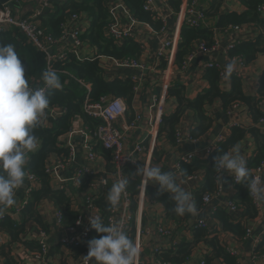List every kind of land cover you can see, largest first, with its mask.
I'll use <instances>...</instances> for the list:
<instances>
[{
	"label": "built area",
	"instance_id": "1",
	"mask_svg": "<svg viewBox=\"0 0 264 264\" xmlns=\"http://www.w3.org/2000/svg\"><path fill=\"white\" fill-rule=\"evenodd\" d=\"M32 1L36 3V8L33 9L28 17L18 14V9L21 7L16 5L19 3L16 0L10 2L12 6H9V4L1 5L0 34L9 30H17L32 47L45 56V71L51 69L57 73L65 74L63 71L54 69L53 64L65 61L69 57H73L79 62L93 61L89 57L82 59V56H80L83 45L90 44L82 39L84 24L86 23V26L89 24L87 18L83 15L72 14L66 22L60 25V34L55 38L36 22V19L50 8V0ZM172 1L179 0H160L165 9L168 10ZM106 9L108 24L105 33L116 45H122L126 41H133L139 46L140 50H143L142 38L145 35H151L157 39V49L148 65L136 57L115 59L101 55L99 58L109 60L111 67L116 70L129 69L135 71V74L130 78L133 84L134 96L138 87L148 82L149 77L151 78L153 74L161 75L160 81L162 84L158 88L159 91L157 93L153 92L148 98L146 109L144 108L140 112L133 110L131 115V107L127 106L122 98L103 95L93 100L89 97L91 87L83 81H77L85 89L81 113L100 123L90 127L89 124L84 123L81 116L72 117L70 129L57 139L58 144L66 151V154L58 153L54 159H45L43 169L44 175L49 180L50 187L63 191L69 199L70 212L75 215V218L67 225L61 211L55 207L53 213L49 216L50 226L47 229L34 230V227H26L27 232L24 238L33 240L38 244L37 251L28 253L27 256H30L28 264H47L48 253L51 249L55 251L56 248H59V251L61 249L65 250L69 254V264H85L83 258L88 253V242L94 237L98 238V234L90 227L89 216H99L105 224L119 223L127 235L140 247L138 264H205L206 260L204 258H201L199 263L191 259V250L184 262L177 263L163 258L164 254L175 250L183 243L180 237H177V228L171 226L172 221L157 219L148 224L146 223L143 227L132 228L135 223L139 222L140 224L143 221L146 210L153 212L154 200L150 201L149 204L151 206L144 207L147 184L140 176L130 177L124 170L129 166L134 167V174L138 166H150L151 155L145 147V142L143 143V138H136V140L130 142L128 135L130 133H139L144 134L145 138L153 139L158 134L165 114L167 92L172 85V78L175 76V72L170 71V67L173 65L175 53L180 43L177 29L180 27L210 29L206 21V8L200 0H188L183 7L180 6L176 20V31L172 38L168 37V31H170L168 21L170 18L167 15L160 14L159 10L154 6V0H143L142 9L152 14L154 20L159 22L157 29L153 28L149 23L138 21L118 0H106ZM256 11L260 16L264 17V2L257 6ZM248 27L229 25L220 30L212 29V44L209 45L203 40H196L180 63L177 72L181 74L186 72L191 61L196 57H203L205 59L203 68L206 71L215 69L219 72V77L223 78L225 71L222 65L215 60L216 56L221 54L227 58L228 63H235L236 65L231 77L238 80L241 79L247 63L241 56H232L230 54L239 41L231 42L221 47V41L218 40V37L220 34L234 36ZM162 64H166L164 69L161 67ZM103 68L104 66L100 69L103 71ZM31 85L33 84L29 86ZM30 88L34 89L33 86ZM35 89H40L44 92L47 90L44 82L37 85ZM234 106H237V104H233L231 107L233 108ZM45 112L48 119H55L62 115L64 111L47 108ZM235 126L236 124L234 123L232 127ZM256 126L264 133V119H260ZM173 138L177 145L183 141H186V143L198 141L190 135L189 131L182 133L179 129L174 131ZM221 141V138L214 140L203 150L202 155L207 156L216 143ZM96 147L106 153V157L104 155L103 157L110 165L109 172L103 171L102 173L97 170V162L100 156L95 151ZM196 157H198L197 153L182 155L176 162V170L180 173V164L191 163ZM80 158L82 160L79 161ZM263 169L264 158L259 166L254 169L252 177L260 178ZM25 171L26 186L22 198H18L16 205L9 208V211L0 213V220L5 216L12 218L18 215L21 221V210L28 205L32 192L37 190V186L40 184L39 178L29 171L27 164L25 165ZM215 172V179L219 183L220 174L216 170ZM192 177L190 175L187 179L191 180ZM123 178L138 182L136 193L131 195L127 185L118 207H113L109 210L108 192L115 182ZM235 184L237 182L232 177V186L234 187ZM220 191L221 189L218 185L213 193H204L201 196L198 210L199 216L183 226L187 232L194 234L196 230H204L206 238L218 234L222 231V227L214 217L218 209L225 212L234 223L241 221V210L235 202L227 200L217 205L212 204V200L219 196ZM79 193L82 194L78 196ZM249 196L252 205L258 208L259 201L251 193H249ZM78 198L81 200L78 201ZM104 209H108L106 214ZM31 229L33 231L30 233ZM55 231H60L61 236L52 243L51 233ZM263 235H254L252 229L248 227L240 240L249 241L251 250L256 255ZM213 238L216 239V237L211 239ZM144 241L147 242L149 256L143 258L142 243ZM222 246L228 255L238 259L239 253L237 251L231 250L227 245ZM63 260V257L59 259V261ZM63 264L65 263L63 262ZM88 264H92V262L89 261ZM209 264L215 263L210 262ZM218 264L223 263L220 261Z\"/></svg>",
	"mask_w": 264,
	"mask_h": 264
},
{
	"label": "trees",
	"instance_id": "2",
	"mask_svg": "<svg viewBox=\"0 0 264 264\" xmlns=\"http://www.w3.org/2000/svg\"><path fill=\"white\" fill-rule=\"evenodd\" d=\"M16 1L24 2L26 0ZM118 1L122 3L138 21L149 23L155 29L159 27V22L154 20L152 14L143 11V0ZM221 1L222 0H210V8H206L205 10L206 16L217 14ZM242 2L247 7V11L242 14L232 12L218 15L216 29L220 30L229 25L254 27L259 30L260 41H262V39H264V17L257 13L256 8L263 3L264 0H242ZM174 6L176 7V3ZM72 14L83 15L89 20L90 25L82 36V39L94 46L99 55L115 59L139 56V46L133 41H126L122 45H116L111 38L107 37L105 33L108 24L106 0H50V8L40 15L36 19V22L40 24L41 28L56 38L60 34V25L66 22ZM180 36L181 43L176 52L177 62H180L187 51L190 50V45L193 41L203 40L209 45L212 44L213 31L208 28L192 29L183 27ZM9 43L15 46L20 59L27 68L26 78L28 84L32 79L40 77L46 67L45 56L32 47L17 30H9L0 34V44ZM259 46L260 45H256V43L252 42H239L234 46L230 54L232 56H241L245 63L248 64L254 59L256 53L259 52ZM53 68L63 71L65 74L57 73L62 85L61 89L46 90L45 94L50 101L48 108L61 109L64 112L61 116L49 121L51 127L47 128L39 123L32 129L33 134L38 138L37 142L40 143V147L35 153L31 154L27 162V168L39 178L41 186L39 189L32 192L28 205L21 210L22 219L20 222L17 223L8 216L0 220V233H4L9 237V244H21L27 253L37 251L38 244L33 240L24 238L26 224L33 223L42 228L46 226L36 210L37 204L41 200L50 199L56 208L61 211L67 225L75 218V215L70 212L69 199L63 191H58L50 187L49 180L47 176L44 175L43 169L45 159L49 154H66V151L58 144L57 139L68 130L70 119L73 116L80 115L90 127H94L100 123L91 120L81 113L85 89L81 87L77 81H83L91 87L89 97L93 100L103 95H111L122 98L127 106H130L132 99L133 84L131 81H122L118 79L111 82L105 81L96 60L79 62L73 57H69L65 61L54 63ZM207 71L205 77L209 83V88L193 100H188L184 97L183 88L181 86H174L168 89L167 94L176 101L177 108L175 113L169 117H163L160 126L161 133L163 132V127V130L167 133L166 135L174 141L175 125L180 120L183 112L190 111L194 114L196 121V126L190 131L191 136L193 138H199L206 134L211 129V119L206 115L205 108L217 99L221 102L225 110L233 104L244 103L247 105L255 126L248 129L236 126L231 127L230 136L216 143L213 150L203 159L195 158L191 163L180 164L183 177H187L201 169L206 172L204 185L199 194H196L195 200L198 204L201 203V196L204 193H213L217 188L213 157L219 153L230 151L247 133L253 136L256 143L255 150L245 159L247 167L251 171V175H253L254 169L259 166L264 158V133L256 126V123L260 119H264V112L259 110L254 99L244 96L238 79L233 77L231 92L224 93L219 89L218 85L220 80L219 72L215 69H209ZM263 90L264 74L260 80V91L262 92ZM183 170H186L188 175H184ZM124 171L131 177L134 172V167H126ZM128 180V189L131 192L130 194L134 195L138 182L129 178ZM157 192L158 186L156 188L151 186L146 187V194L164 207L167 217L176 218V214L172 211L175 202L170 198V195L167 193L157 195ZM231 201L236 203L246 217L253 218L256 215V208L252 205L249 191L243 183L234 185V196ZM104 212L106 214L108 209H104ZM214 217L218 223L221 222L220 225L223 230L233 233L237 239L243 237L244 228L239 223H234L225 212L219 211L218 209ZM194 234V242H196L198 238L205 237L206 232L204 230H196ZM214 239L215 238L211 239L209 243L213 249V258L219 259L223 264H237L236 259L228 255L224 251L222 244ZM194 242L190 244H181L175 250H171L164 254L163 258L170 259V261L177 263L184 262ZM262 246H264V235L256 251V257L259 256V251L262 253ZM4 260L5 264H24L22 261L19 262L11 259L8 254L4 255ZM210 262L211 258H207L205 264H209Z\"/></svg>",
	"mask_w": 264,
	"mask_h": 264
},
{
	"label": "crops",
	"instance_id": "3",
	"mask_svg": "<svg viewBox=\"0 0 264 264\" xmlns=\"http://www.w3.org/2000/svg\"><path fill=\"white\" fill-rule=\"evenodd\" d=\"M187 1L188 0H179V1H174V2L172 1L173 3L170 2L169 4L170 9L168 10V9H165V7L162 5L160 0H154V6L159 10L160 14L167 15L170 18L168 21V24L170 26V31H168L169 38H172L176 31V20H177V14H178L179 7L180 6L183 7ZM200 2L203 4L205 8H210V4H211L210 0H200ZM175 3H176V7L174 6ZM16 5H19L18 7H21L20 9H18V14L21 16L23 15L24 17L30 16L33 9L36 8V3L32 0H26L24 2H19ZM245 11H247V7L243 4L242 0H222L219 6V12H217V14L207 16V20H206L207 26L210 29H216L218 15L225 14V13H232V12L237 13V14H242ZM89 25H90V22L87 26H86V23L84 24L83 35L85 34ZM181 30H182L181 27L177 29V32H178L177 36L180 38V43H181V36H180ZM259 34L260 32L258 29L254 27H248V28H244L240 33H237L234 36H230L229 34H220L218 37V40L221 41V47H224L231 42H237V41L239 42L247 41V42L256 43V45L257 44L260 45L259 52H257L254 59L251 60L250 63L247 64V67L242 72V78L239 79V81H240L241 90L244 96L254 99L255 102L257 103V106L259 107V110L261 112H264V90L262 92L260 91V80H261L262 75L264 74V39H262L263 42L260 41L261 38ZM142 41H143L144 48L143 50H140V54L139 56H136V58L141 59L142 62L148 65L150 63L151 58L154 55V52L157 49V39L151 35H145L142 38ZM195 41L191 43L190 49ZM81 50L85 52L86 51L90 52L92 54V56H89V55L83 56L82 59L89 57L91 60H97L99 68L102 69V67L104 66L103 71L101 70V73H102L103 79L107 82H111L116 79L122 80V81L124 80L131 81L130 78L135 74V71L133 70H129V69L116 70L112 68L109 60L105 58H99L101 55L98 54L95 47L92 46L91 44H84ZM185 55L183 56V58L185 57ZM221 56H222L221 54H218L215 60L221 61L219 63L222 65L225 71V66L228 64V60L224 56H222L224 57V59L223 58L221 59L220 58ZM182 60L180 62H177L176 53H175L173 65L170 67V71H172L173 73L175 72V76L172 78V85L170 86V88L174 86H181L183 88L184 97L188 100H193L198 95L204 93L209 88V83L205 77L208 71H206L203 68L205 59L203 57H196L188 65L187 71L181 74L177 71H178V67L180 63L182 62ZM165 66L166 64H162L161 67L164 69ZM160 80H161L160 74H153L151 78L149 77L148 82L138 87L137 91L135 92V96H134L133 87H132V99H131L130 106H129L131 107V115L133 113V110H137L138 112H140L144 108L146 109L145 106H146L148 98H150V95L153 92L157 93L159 91L158 88L162 84ZM232 82H233V77L230 76L228 79H225V76H223V78H220L219 83H218L219 89L224 93L231 92ZM41 83H43L42 75L36 79H32L29 82V85L30 84H33V85L29 87L33 86L35 89L36 86ZM169 99H171L172 102L168 104L167 101ZM176 108H177L176 101L167 95L166 102H165L164 116L169 117L170 115L175 113ZM205 110H206V115L210 117L211 119V129L206 134L200 136L199 138H196L198 141L195 143H186V141H183L181 144L177 145L176 143H174L172 138L166 135L167 133L165 130H163V127H162V131L164 133L163 132L161 133V129H160V133L158 132L156 137H154L153 139L145 138L144 134H139V133H130L128 135L130 142L136 140V138L137 139L143 138V143L145 142V145H146L145 147L147 148V151L151 155L150 166L158 165L162 169V171L173 173L177 178V183H179L185 189V191L190 193L194 200L196 198V194H199V192L201 191V188L204 185V178H205L206 172L205 170H202V169L197 170L193 174H191L193 176L192 179L188 180L187 178L190 175L187 177H183L181 172L179 173L176 170L175 165H176L177 160L182 155H185L188 153H197L198 157L196 158L203 159L205 157L202 155L203 150L207 146H209L214 140L218 138H221L222 140L227 139L231 134V127L233 126L234 123L236 124V127H241L243 129H248V128L255 126L254 120L252 119L249 113L248 106L245 105L244 103H239L237 104V106H234L233 108L228 107L225 110L222 107L221 102L217 99L214 102L207 105ZM71 119H70V126L68 130L71 127ZM50 120H53V119H48L47 114L45 112V117L41 118L40 123L42 126L49 128L51 127V124L49 123ZM195 126H196V121L194 118V114L190 111H185L182 113L180 120L175 125L174 131L176 129H179L182 133H185L188 131L190 132L192 128H194ZM66 132L64 134H66ZM190 135H191V132H190ZM37 145L38 146L35 151L28 153V155L30 154L29 158L31 154L35 153L39 149L40 143L37 142ZM255 148H256V143H255L253 136L247 133L245 137L239 142H237L234 148H232L229 152L238 151L239 154L242 155L244 159H246V157L249 156L255 150ZM95 151L100 156V159L97 162V170L102 173L103 171L109 172L110 165L108 164V161L103 157V155L106 157V153L102 152V150L99 147H96ZM56 156L57 154H49L46 159H54ZM29 158L27 159V162ZM80 160H82V158H80L79 161ZM225 176H226V181H227L226 183H222L221 180H219V183H217V186L219 185L221 191H220L219 196L216 199L212 200L213 205H217L227 200H231L232 197L234 196V187L232 186V177L227 176V174H225ZM260 179L264 181V169H263ZM25 186H26V183H25ZM40 186H41V183L38 184L37 189H39ZM146 186L148 187L151 186L153 188H156L158 185L155 182L149 181L147 182ZM24 189L25 187L17 190V193H16L17 198H22ZM81 194L82 193H79L78 196H80ZM80 200L81 199L78 198V201ZM150 201H153V199L149 197L148 194H146V197L144 199V207L151 206L149 204ZM153 202H154L153 212H149V210H146L144 212L143 221H141L140 224L139 222L135 223L132 228L137 229L138 227H143V225H145L146 223L148 224L151 221H154L157 219H162V221L164 220L172 221L171 226L177 228L176 234H177V237L178 236L180 237L181 241L183 242L182 244L193 243L195 240V234H191L187 232L185 228H183V226L186 225L187 223H190V221H193V219L199 216L198 210L200 207V203L198 204L195 200L196 205H197L196 215L186 213L184 216L176 215L177 216L176 218H169V216L167 217L166 215L164 207L155 201ZM55 207L56 206L51 200L49 199L41 200L37 204L36 210L38 214L40 215L42 222L45 223L46 226L42 228L39 225L36 226L33 223H27L26 227L28 226L34 227L33 228L34 230L47 229L50 226L49 216L53 213L54 211L53 209ZM255 210H256V215L253 218H250L248 216L246 217L245 215H243L242 211L240 213L241 221L239 222V224L244 228V234H245V229L248 227L252 229V232L254 235L264 234V202L259 201V207L256 208ZM5 211H9V208H7ZM11 219L17 223L20 221V218L18 215L12 217ZM183 221H186V222H183ZM33 229H31L29 232L31 233ZM60 236H61L60 231L52 232L51 233L52 243H54L57 240V238H59ZM212 237H216V239L214 240H216L218 243L222 245H227L231 250L237 251L239 253L238 259H236L237 264H264V246H262V253L259 251V256L256 257V255H254L251 250V245L249 241L247 240L241 241L240 239H237L233 233L225 231L223 230V228H222V231H220L218 234ZM212 237L198 238L197 241L194 242V244L192 245L190 249L192 251L190 258L198 263L201 258H204L205 260L207 258H211V262L215 264L220 263L219 259L213 258V249H212V246L209 244ZM0 240H1L0 264H5V260H4L5 254H8L10 258L15 261H19V262L22 261L24 264H28V259L30 256H27L28 253L22 247L21 244L19 243L9 244L10 239L4 233H0ZM142 247H143L142 257L143 258L148 257L149 249H148V245L146 241L142 243ZM68 255L69 254L65 250L61 249V251H59V248H56V250L54 251V249H51L47 255L46 262L47 264H59V263L63 264V262L65 264H69ZM62 257L64 258V260L59 261V259Z\"/></svg>",
	"mask_w": 264,
	"mask_h": 264
},
{
	"label": "clouds",
	"instance_id": "4",
	"mask_svg": "<svg viewBox=\"0 0 264 264\" xmlns=\"http://www.w3.org/2000/svg\"><path fill=\"white\" fill-rule=\"evenodd\" d=\"M235 63L225 66V79L235 70ZM27 68L13 44H0V213L17 203L16 191L25 187V165L27 155L37 149L34 129L45 117L50 101L43 90L29 87ZM47 89H61L62 85L55 70L42 73ZM214 168L222 183L226 176L234 177L237 183L246 185L257 201L264 202V181L253 178L246 160L238 151H226L213 157ZM184 175H188L183 170ZM133 177L140 176L145 183L158 185L157 195L168 193L175 202L172 211L178 216L196 215L197 205L191 194L177 183L176 176L164 172L158 165L138 166ZM129 180L115 182L108 192L109 210L118 207ZM92 230L98 234L88 242L85 264H138L139 245L121 228L119 223L105 224L99 216H89Z\"/></svg>",
	"mask_w": 264,
	"mask_h": 264
},
{
	"label": "water",
	"instance_id": "5",
	"mask_svg": "<svg viewBox=\"0 0 264 264\" xmlns=\"http://www.w3.org/2000/svg\"><path fill=\"white\" fill-rule=\"evenodd\" d=\"M12 0H0V5H3V4H9V6H12L11 5V2ZM221 59L223 58V57H220ZM218 62H221L220 60H218ZM16 199H17V201H18V198L16 197ZM16 205V204H15ZM14 205V206H15Z\"/></svg>",
	"mask_w": 264,
	"mask_h": 264
},
{
	"label": "rangeland",
	"instance_id": "6",
	"mask_svg": "<svg viewBox=\"0 0 264 264\" xmlns=\"http://www.w3.org/2000/svg\"><path fill=\"white\" fill-rule=\"evenodd\" d=\"M88 55H89V56H92V54H91L90 52H87V51L85 52V51H82V50L80 51V56L83 57V56H88ZM170 102H172L171 99H169V100L167 101L168 104H169Z\"/></svg>",
	"mask_w": 264,
	"mask_h": 264
}]
</instances>
